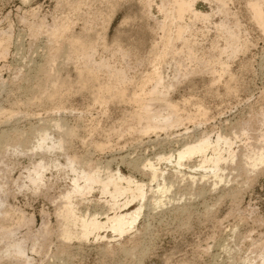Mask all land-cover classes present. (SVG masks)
I'll use <instances>...</instances> for the list:
<instances>
[{"label": "rangeland", "instance_id": "374dc122", "mask_svg": "<svg viewBox=\"0 0 264 264\" xmlns=\"http://www.w3.org/2000/svg\"><path fill=\"white\" fill-rule=\"evenodd\" d=\"M193 1L197 11L210 15L207 22H192L189 14L183 19L195 60L168 54L156 64L164 97L195 117L143 132L131 104L107 99L100 106L85 90L53 106L46 98L51 88L37 96L20 85L27 76L36 77L32 82L44 79L36 70L49 68L51 34L60 23H68L72 34H89L95 48L85 59L60 54L53 65L59 77L75 80L78 69L102 61L127 77L144 76L165 22L157 7L162 4L172 14L167 0H151L150 8L140 0H0V39L9 40L0 55V264H132L141 249L146 252L141 264H264V163L253 166L252 160L242 159L264 155V36L249 17L246 0ZM219 22L222 30L216 28ZM223 29L234 31L246 50L234 58L221 53L227 46L221 41ZM54 44L65 53L64 40ZM204 57L227 65L219 82L203 65ZM104 72L98 69L99 82L109 79ZM49 120L73 130L74 136L62 141L61 149H36L40 135L59 139V129ZM217 134L235 142L233 159L226 155L220 164L221 183L212 172L195 171L197 163L175 171L169 161L158 160ZM69 158L87 172L108 166L107 172L97 169L101 177L120 171L145 185L144 218L137 231L119 239L108 232L101 241L63 238L62 210L70 201L78 214L106 208L97 187L90 195L64 199L70 189ZM38 163L48 168L32 185L27 171ZM148 164L159 169L154 180ZM157 184L169 187L161 199ZM154 198L164 206H153Z\"/></svg>", "mask_w": 264, "mask_h": 264}, {"label": "bare ground", "instance_id": "6f19581e", "mask_svg": "<svg viewBox=\"0 0 264 264\" xmlns=\"http://www.w3.org/2000/svg\"><path fill=\"white\" fill-rule=\"evenodd\" d=\"M167 1L169 4L167 8H170L172 14L169 13V11L168 13L171 15H168L162 4L157 7L159 12L165 14L163 19L165 22H161L163 25H161L160 32L162 33L155 39L151 47L150 52L152 54V61L144 76L139 78L136 75L131 78L127 77L124 71L113 70L106 62L102 61L97 64L92 63V65L87 63L84 69H78L75 80H69L67 77H59L58 69L56 68V70L53 68L57 58L63 55L66 59L73 57L85 59L88 53L95 48V44L92 43V39H90L91 36H88L89 34H87V36L83 34L82 36L72 34L70 32L71 27L68 23H60L57 25L58 27H56L55 31L52 32L51 36L54 43L59 40L65 41V53H63V48L53 43V45L49 47L53 55L48 62L49 68L44 70L38 67L39 69L36 70L37 74L44 76V79L32 82L36 77L27 76L28 78H24L25 80L23 79L26 81L25 84H22V82L20 87L24 90L37 93V96L46 94L51 88L46 98L48 104L53 106L56 104L62 105L71 98L72 94H79V96H81L80 94L85 90L88 92L91 101L98 103L100 106L107 104V99L111 100V103L114 104H131L138 109L133 116L134 122L140 126L143 132L150 130L155 131L160 128L166 129L175 124L182 123L185 120L192 121L195 117L194 115L181 113L177 110V105L164 97L163 91L160 89L162 85L160 81L162 78L158 72L156 62L163 59L168 54H183L188 59L195 60L192 43L189 44V40L184 36V33L188 31V26L182 23L183 19L189 14L190 16H187L191 17L190 20L207 22L209 21L210 15L197 11L193 0ZM140 2L143 7L150 8L152 6L151 0H140ZM246 5L249 10V17H251V20L264 36V0H246ZM223 9L224 5L221 4L220 10L222 11ZM221 24L220 22L215 24L216 28L222 30ZM193 25L192 23V26ZM221 37L222 43L227 42V46L223 44L220 51L223 54L226 51L228 58H234L237 53L247 48L246 42H240L234 31L224 30ZM2 41H4L3 46L1 44ZM7 41H9L7 36L6 38L2 37V40L0 39V55L4 53L6 44L9 43ZM176 41L180 42L178 46L173 45V42ZM116 51L118 52L120 50L116 49ZM201 61H204L203 65L207 68L209 73L219 76L217 77V82H219L222 75L228 72L227 65L220 62L218 59L210 60L204 57ZM36 68L37 67H35V69ZM98 69H103L105 71L104 73L109 77L104 83L99 82V78L96 74ZM110 78H114V81H111ZM37 99H41V97ZM67 103H69V101ZM162 112H167V114L163 117V121L159 122L158 119L161 117ZM196 113L202 116L205 114L199 109ZM47 123L59 129V139L52 141L48 134L40 135L36 149L46 151L61 149L62 141H65L67 137L74 136V131L68 129L60 122L49 120ZM234 144L235 142H233L229 136L217 134L215 137L211 138L205 135L193 143L186 144L182 146L181 149L171 152L168 156H159L158 160L169 161V163H171V168L175 171H180L183 168L189 167L185 165V163H197L192 166L195 171L205 174L212 172L213 177L217 178L219 180L218 182L221 183L223 180L220 164L226 155L233 159L234 154L232 153V149ZM98 148L105 149L102 145H98ZM242 159L246 163L252 160L253 166L264 163L263 154L253 159L250 156H245ZM74 161V159L70 158L67 160L66 169L71 174V178L69 179L70 189L64 195V199L69 200L76 194L81 196L90 195L97 187L99 198L104 201L106 208L105 211L102 212H85L78 214L74 208L75 206L72 205L73 201H70L68 206L64 207L62 210L64 222L63 238L67 241L81 240L82 242H87L93 237L95 241H101L103 239L106 240V233L108 232L113 234L116 239H119L120 237L122 238V236L124 237V235L131 234L133 230H136L137 223L140 218L143 217L142 215L145 210V185L133 179L132 176L121 174L120 171H116L110 176L101 177L97 169L101 168L107 172L109 170L108 166H98L95 170L87 172L81 168H77L74 165ZM57 166L58 165H55V167ZM47 168L48 165L46 164H36L32 169L27 171L26 178L28 182L32 185L39 183ZM148 168L152 173L151 179L154 180L157 177L156 174L159 169L153 164H148ZM205 174H203V176H205ZM212 185L215 187L217 183L214 182ZM167 192H169V187H167L166 184L165 186L157 184L156 193L161 195L160 199L162 195ZM160 199L154 198L153 206L158 208L163 207V201ZM102 234L105 235L102 236ZM143 251L146 253L145 250L141 249V254L136 256V262L132 264H139L141 257H143L142 254L144 255Z\"/></svg>", "mask_w": 264, "mask_h": 264}]
</instances>
